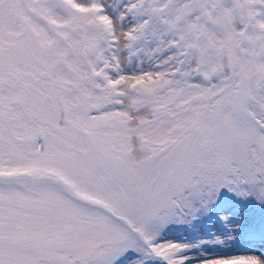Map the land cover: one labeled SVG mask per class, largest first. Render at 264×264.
I'll return each instance as SVG.
<instances>
[{
  "label": "snow or ice",
  "instance_id": "obj_1",
  "mask_svg": "<svg viewBox=\"0 0 264 264\" xmlns=\"http://www.w3.org/2000/svg\"><path fill=\"white\" fill-rule=\"evenodd\" d=\"M0 264H264V0H0Z\"/></svg>",
  "mask_w": 264,
  "mask_h": 264
}]
</instances>
